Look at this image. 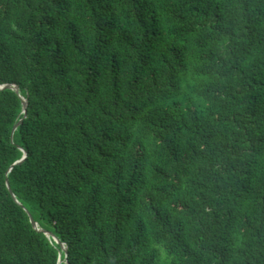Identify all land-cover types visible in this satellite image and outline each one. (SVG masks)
<instances>
[{
	"label": "trees",
	"instance_id": "trees-1",
	"mask_svg": "<svg viewBox=\"0 0 264 264\" xmlns=\"http://www.w3.org/2000/svg\"><path fill=\"white\" fill-rule=\"evenodd\" d=\"M2 85L0 264H264V0H0Z\"/></svg>",
	"mask_w": 264,
	"mask_h": 264
},
{
	"label": "water",
	"instance_id": "water-1",
	"mask_svg": "<svg viewBox=\"0 0 264 264\" xmlns=\"http://www.w3.org/2000/svg\"><path fill=\"white\" fill-rule=\"evenodd\" d=\"M3 87H5V85L0 86V89H2ZM11 88L15 91V93H17V89H16V87L14 85H11ZM20 99H21L22 102H25V100L22 97H20ZM14 130H15V128L12 129V132H14ZM23 159H24V155H23L22 159L19 162H21ZM7 189L11 193L10 188H9L8 185H7ZM30 223L32 224V226H35V223L32 221L31 218H30ZM37 230H39L40 232H42L46 237H51L52 238V235H51L50 232H48L46 230H43V229H37Z\"/></svg>",
	"mask_w": 264,
	"mask_h": 264
},
{
	"label": "rangeland",
	"instance_id": "rangeland-1",
	"mask_svg": "<svg viewBox=\"0 0 264 264\" xmlns=\"http://www.w3.org/2000/svg\"><path fill=\"white\" fill-rule=\"evenodd\" d=\"M160 258V257H159ZM162 262L161 261H158V263L157 264H161Z\"/></svg>",
	"mask_w": 264,
	"mask_h": 264
}]
</instances>
